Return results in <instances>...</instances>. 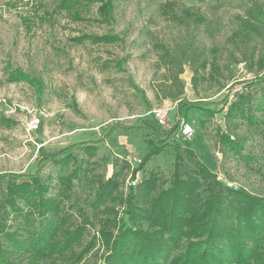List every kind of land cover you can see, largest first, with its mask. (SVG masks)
Wrapping results in <instances>:
<instances>
[{
	"label": "rangeland",
	"instance_id": "rangeland-1",
	"mask_svg": "<svg viewBox=\"0 0 264 264\" xmlns=\"http://www.w3.org/2000/svg\"><path fill=\"white\" fill-rule=\"evenodd\" d=\"M57 6L58 0H0V174L19 177L15 184L29 181L22 176L38 168L40 147L50 154L80 142L95 147L92 156L79 146L70 149L81 173L69 183L59 177L71 173L73 160L65 169L53 161L41 169L46 198L59 202L62 229L84 230L64 255L34 264L68 263L83 250L72 264H104L111 243L100 231L108 227L116 234L111 221L122 216L132 187L135 167L127 158L142 160L152 138L149 130L130 128L154 124L150 112L169 106L160 127L168 131L178 121L180 101H202L181 121L191 125L193 137L175 136L182 172L199 179L200 163L228 188L264 199V112L253 113L255 123L225 115L239 96L248 93L255 105L264 93V82L254 80L264 73V0H113L109 25L97 21V4L80 7L79 20ZM108 33L119 40L73 41ZM15 69L39 81L41 95L26 82H10ZM33 118L40 124L28 132ZM221 133L241 146L239 154L225 150ZM175 151L170 145L142 166L135 193L151 179L155 192L169 187ZM113 174L116 200L97 202L99 185ZM8 182L0 184V225L13 232L14 212L2 216L9 208ZM0 243L8 245L1 233ZM9 260L18 261L16 255Z\"/></svg>",
	"mask_w": 264,
	"mask_h": 264
},
{
	"label": "trees",
	"instance_id": "trees-1",
	"mask_svg": "<svg viewBox=\"0 0 264 264\" xmlns=\"http://www.w3.org/2000/svg\"><path fill=\"white\" fill-rule=\"evenodd\" d=\"M93 4L98 5L97 21L105 25L111 24L113 0H58L57 7L68 12L73 19L79 20L80 7ZM258 16L260 19L263 17L259 13ZM85 40L93 44H107L118 41L119 38L108 33L81 35L73 39L76 43ZM116 65L119 66L120 63ZM9 80L26 82L41 95L40 82L20 69L12 70ZM254 80L257 83L264 82V73ZM251 101L248 93L239 96L225 115L239 116L249 123H255L253 113L264 112V93L259 103L252 105ZM201 104L202 101H180L177 105L178 121L166 132H161L154 120V124L139 123L130 128L137 131L149 130L152 134L147 143L149 151L142 160L139 159L141 163L134 171H141L149 159L160 155L170 145L176 150L174 170L169 187L165 190L155 192L154 179L145 183L137 193L131 187L123 202L122 216L111 221L116 234L112 235L108 227L100 231L103 241L106 244L111 243L104 264H264V199L254 197L241 189L228 188L200 163H197L196 170L199 179L182 172L178 146L174 143L175 136L178 134L180 138L181 121H185L187 112ZM2 122L7 123L5 120ZM112 132L114 130H110L108 134ZM180 140L183 141L181 138ZM219 142L225 150L240 153L241 146L232 141L230 136L219 134ZM88 144L80 142L53 154L45 153L40 147L38 168L34 173L22 176L29 178V181L15 184V179L18 180L19 177L0 174V184L5 179L9 180L5 200L9 208L2 212V216L6 218L11 211L14 212L13 220L17 224L13 232H4L3 224L0 225V233L4 234L8 243L6 247L0 243V264H21L25 258L28 260L26 264H34L55 254L64 255L77 243L84 230L83 225L73 231L62 229L64 222L59 217V202L55 198H46L48 188L40 181L39 173L49 161L58 164L60 169H65L73 160L75 166L71 173L59 177V180L69 183L72 176L81 173L80 166L69 151L79 146L86 155L92 156L95 147ZM187 155L193 157L191 152H187ZM114 178L113 174L105 183L99 185L97 202L111 197L116 186ZM111 200L116 199L111 197ZM18 201L28 206V211L18 206ZM143 225H146L145 229ZM82 252L84 250L70 262L61 261L59 264L77 262ZM14 255L18 261L9 260Z\"/></svg>",
	"mask_w": 264,
	"mask_h": 264
},
{
	"label": "built area",
	"instance_id": "built-area-1",
	"mask_svg": "<svg viewBox=\"0 0 264 264\" xmlns=\"http://www.w3.org/2000/svg\"><path fill=\"white\" fill-rule=\"evenodd\" d=\"M241 71H242V68H241ZM249 76L250 75H247V77H248L247 79L250 78ZM243 80L247 81L245 77H243ZM169 110H170V107L167 106V107H163V108H159V109H154L150 112L153 120L156 122V124L159 127H164L166 125L167 114H168ZM39 124H40V120L38 118H33L32 120H30L27 124L28 132H35L38 129ZM179 135L183 141H188L194 135L193 128L191 127L190 124L185 122L181 125ZM127 159L129 160V163L132 165V167L133 166L136 167L137 165H139L141 163V161L135 157L130 158V159L127 158ZM134 169L135 168H133V170ZM140 178H141V171H139V170L134 171V174L130 180L131 186L134 187V186L138 185Z\"/></svg>",
	"mask_w": 264,
	"mask_h": 264
}]
</instances>
